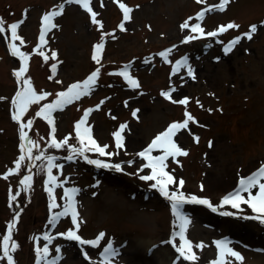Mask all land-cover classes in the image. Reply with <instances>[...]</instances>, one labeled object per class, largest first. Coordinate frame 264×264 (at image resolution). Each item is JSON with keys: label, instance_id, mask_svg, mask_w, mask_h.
Returning a JSON list of instances; mask_svg holds the SVG:
<instances>
[{"label": "rangeland", "instance_id": "rangeland-1", "mask_svg": "<svg viewBox=\"0 0 264 264\" xmlns=\"http://www.w3.org/2000/svg\"><path fill=\"white\" fill-rule=\"evenodd\" d=\"M133 9L131 19L125 22L126 31L118 25L123 13L114 0H91L90 6L98 13L102 27L91 23L90 15L79 5L67 4L65 0H0V18L8 24L23 20L18 35L24 40L21 51L29 54V72L33 87L38 91L51 93L39 105H32L24 120L33 119L29 136L38 147L33 156L43 154L41 160L34 161L29 170L26 160L18 174L0 178V241L6 234L7 224L19 212L13 239L18 245L12 253L16 264H36V247H43V234L48 232L56 237L49 245V258L56 256L57 246L62 259L58 264H102L100 252L109 240L118 249L119 255L112 264H157L158 250L167 253L163 264H211L217 259L216 240L229 239L236 250L251 251L259 255L257 264H264V223L244 216L255 213L241 205V210L225 205L218 207L223 195L233 191L241 176L250 174L264 161V0H231L223 12L209 11L202 21H196V14L205 7L219 3V0H119ZM63 4L61 16L54 18L57 28L47 35L43 51L49 56L48 62L33 50L39 44L41 18L48 11L57 10ZM138 6V7H137ZM25 10H27L25 12ZM201 23L205 31H213L219 25L234 22L240 27L230 29L218 37H203L182 43L191 35L190 28L181 30L180 25ZM256 24L258 32L249 41L242 38L233 50L225 55L223 46L231 39L248 31ZM104 35V48L100 64L92 60L94 45L101 42ZM10 33L0 34V177L9 168L15 167L20 155L18 125L11 119V99L17 91L13 71L18 69L19 60L10 55L7 44ZM223 43H218L217 41ZM172 49L165 62L158 53ZM247 50V51H246ZM55 51V60L51 53ZM150 58L149 63H145ZM187 58L196 79L187 75V69L180 67L173 74L176 61ZM56 64L55 73L51 65ZM130 65L129 74L140 87L132 89L123 77L111 74ZM97 68L100 74L94 90L80 100L66 105L63 110L53 113L55 139L75 136L74 125L85 109H95L88 117L93 138L100 145H108L107 151L118 152L111 158L100 157L90 152L89 159H101L109 163H119L122 171L97 168L83 157L69 161L68 155H59L51 148V129L47 122L35 117V112L46 103L56 99V93L66 90L68 85L85 80ZM51 77V79H50ZM59 80L61 83H56ZM176 88L173 99L189 98L187 111L198 121L190 123L189 130H181L174 140L189 155L178 157L179 164L169 160L168 171L176 178L185 181L186 195L207 198L217 206L212 212L207 206L185 204L182 211L190 218L186 237L193 243L203 244L193 247L198 259L195 262L177 260L178 253L172 244L174 231H178L170 202L151 187L154 182L139 178L150 174V169L140 171L146 161L136 153L148 146L151 140L163 132L170 123L182 122L185 106L165 100L160 93ZM199 101V105L197 104ZM127 102V106H125ZM202 105L203 107H200ZM139 109L137 117L132 111ZM115 117V119H113ZM121 124H127L122 133L125 147L117 149L113 133ZM193 136L199 137L196 143ZM209 141L213 146H208ZM157 150L152 155H160ZM56 156L55 163L62 169H53V175L63 183L55 189L57 203L62 211L65 203L61 199L64 188H76V209L83 221L78 234L83 239H94L98 233H106L100 245L80 246L56 236L73 228L71 217H62L53 228L48 224L49 198L44 190L47 179V156ZM132 161L131 164L128 162ZM249 172V173H248ZM24 175H32V187L23 191L19 180ZM245 175V176H246ZM203 185V191L201 190ZM170 191L175 186H169ZM20 195L10 202V194ZM11 204V206H10ZM233 212L232 216H222L220 212ZM40 237L34 240L33 237ZM150 240L147 246L140 241ZM175 243H179L178 237ZM89 254L86 260L81 248ZM2 255V252H0ZM228 262L230 256L225 258ZM247 261V260H246ZM245 259L239 261L244 264ZM237 263V264H238ZM6 264V260H0ZM245 264H253L252 262Z\"/></svg>", "mask_w": 264, "mask_h": 264}, {"label": "snow or ice", "instance_id": "snow-or-ice-1", "mask_svg": "<svg viewBox=\"0 0 264 264\" xmlns=\"http://www.w3.org/2000/svg\"><path fill=\"white\" fill-rule=\"evenodd\" d=\"M114 2H118L119 8L123 13V20L118 25L121 31H126L125 22L131 19V13L133 9L127 6L123 2H119V0H114ZM231 2V0H219L218 4H215L211 7H205L202 11L196 14L195 20L202 21L205 17V14L209 11L218 10L223 12L225 7ZM67 4H76L83 8L91 18V23L94 25H99L102 27L100 20L97 19L98 13L93 11V8L90 6L91 0H65ZM196 3L203 4L204 0H196ZM103 0H101V7H103ZM138 7V6H137ZM64 5L60 4L57 6V10L48 11L41 18V27L39 33V44L37 48L34 49V52L41 57H43L45 62H48L50 59L49 56L45 55L43 51L44 45L47 44L46 35L54 28H57L58 25L55 24L54 18L61 16L63 13ZM27 10H25L26 12ZM193 19L189 17L188 20H185L184 23L180 25L181 30L189 29L191 31V35L184 38L182 43H188L191 40H197L203 37H218L223 33H226L230 29H238L240 25L229 22L226 25H219L213 31H205V29L201 26V23L197 22L192 25L189 24V20ZM24 23L23 20L18 22H14L7 25L5 28V22L2 18H0V34L5 32L10 33V37L8 38L10 42H8L7 47L11 56L18 58L19 67L18 69L13 71V76L16 79L17 83V91L15 95L11 99V119L18 125V134H19V151L20 155L15 160V167L9 168L6 173L2 175L5 180L8 179L9 176L18 174L24 166V162L27 160L29 162L28 167L29 170L31 167H34V161L41 160L43 154L33 156V149L38 147L36 142L29 136V130L33 127V119H27L25 122L24 117L25 114L29 111L30 106L39 105L42 100H45L51 93L40 91L38 92L32 84V80L27 76L29 72V59L30 56L25 51H21L20 46H18L15 41H19L20 45L24 44V40L18 35L19 27ZM264 25V22H261ZM258 32V26L256 24H252L249 26L248 31L244 32L242 35H238L235 38L231 39L227 44L223 46V51L225 55L230 53L235 46H237L242 38H246L251 41L254 38V35ZM104 35L102 34L100 37L101 42L94 45L92 60L97 64H100L101 53L104 48ZM218 43H223L222 41H217ZM172 49H167L158 53L159 56L164 58L165 62H168L167 57L171 53ZM247 51V50H246ZM56 52L53 51L51 53V59H56ZM150 58L145 60V63H149ZM130 65H125L121 71L115 74L123 77V79L127 82L130 88L137 89L140 87L139 82L133 78L129 74ZM184 67L187 69V75L191 77L193 80L196 79L193 68L188 64L187 58L176 61V64L173 66V74L180 68ZM57 68L56 64L51 65V70L55 73ZM100 74V69L97 68L95 71L91 72V74L82 82H76L71 85H68L66 90L56 93V99L51 103L43 104L38 111L35 112V117H39L47 122L49 125L52 136L50 147L60 149L62 147L67 146L69 155L65 158L69 161L74 160L76 157H83L86 162L90 165H95L97 168L102 169H114L117 172L122 171V166L119 163H109L105 162L101 159H89L86 153H96L100 157H108L111 158L114 155H118V152L107 151L108 145H100L92 135L91 126L87 125V120L89 115L94 110H99L100 105L104 103L101 101L100 104L95 106V109L88 108L85 109L81 118L75 123V140L77 141L78 146L70 145L69 139L70 137L66 136L63 140L57 141L55 139V121L53 118V113L57 110H63L66 105L72 104L74 101L80 100L82 96L89 95L93 90ZM51 79V77H50ZM56 83H61V81L57 80ZM176 91V88H170L168 91H162L160 95L165 99L171 101L173 104H179L185 106L184 111V119L182 122H172L168 125V127L161 133L157 134L151 143L148 144L146 148L142 151L136 153L137 156L142 158V160L146 161L143 164L140 171L143 169H150V174L140 175L139 178L143 181H151L154 182L151 184V187L157 189L161 196L165 197L171 204V212L175 217L176 226L178 227V231H174L172 234V239L167 241V243L172 244L175 251L178 253L177 260L195 262L198 257L193 251V247L202 248L204 245L196 244L193 246V243L186 237V231L190 224V218L182 211V207L185 204H194V205H203L207 206L211 209L212 212L217 211V206H213L207 198L197 197L196 195H186L183 191H180L183 188L185 181L180 178H176L171 171H168L169 160L171 162L179 164L178 157H186L189 155L188 151L183 149L174 137L181 130H189L190 123H198L195 117L187 111V105L189 103V98L184 97L182 99H173L172 93ZM4 97H0V100H4ZM199 105V101H197ZM125 106H127V102H125ZM200 107H203L200 105ZM139 109L132 111V116L137 117V113ZM115 119V117H113ZM127 124H121L119 129L113 133L115 139V146L117 149H123L125 147L124 137L122 133L127 128ZM193 139L196 143H199V137L193 136ZM208 146L211 148L213 146V142L209 141ZM160 150V155H152L154 151ZM47 165L46 171L47 179L44 181V190L49 198V220L48 224L53 228L56 227L57 222L66 216L71 217V222L73 228L65 231L57 233L56 236L62 237L68 241L76 242L80 246H91L93 248L100 245V242L104 239L106 233L100 232L98 235L91 240L83 239L79 234V229L81 223L83 221L79 218V213L76 209L75 203V195L78 193V189L76 188H64L62 200L65 201L62 211H53L54 209L60 208L61 205L57 203L56 196L54 194L55 189L58 187H63L64 182H60L56 175H53V169H62L63 165L55 163L57 160L56 156H47ZM129 164L132 161L128 162ZM33 177L32 175H24L22 179L19 180V184L23 186V191H28L32 187ZM175 186L174 190L170 191L169 186ZM201 190L203 191V185H201ZM20 195V192L17 191L15 195L10 194V202L15 201L16 198ZM225 205L230 206L232 209L241 210V205H247L249 209L255 215L253 216H244V219H253L258 220L261 223H264V163H261L255 171H252L250 174L246 176H241L238 180V183L233 191L228 192L226 195L222 197L220 200L218 207H223ZM11 206V204H10ZM20 213L16 212L12 220L7 224L6 234L3 235L2 241H0V260H6V264H16L14 261V257L12 253H14L18 245L13 239V230L16 228L17 220L19 218ZM222 216H232L233 212L230 211H222L220 212ZM178 237L179 243H175V239ZM56 237L50 235L48 232L43 234L42 239L45 241L43 247H36V264H58V261L62 259L61 249L59 246L56 247L55 252L56 256L54 258H49V245ZM34 240L40 239V237H33ZM215 246L218 250L217 259L212 261L211 264H229V262L225 259L230 256L235 258L237 261H242L243 257L239 252H236L233 248L229 246L231 243L226 239L216 240ZM82 254L86 260L90 259L89 254L86 251H83V247L81 248ZM264 251V250H262ZM119 255L118 249L113 247V243L111 240L108 241L107 245L103 247L102 252H100V257L102 260V264H112V259ZM176 264V261L173 262Z\"/></svg>", "mask_w": 264, "mask_h": 264}, {"label": "bare ground", "instance_id": "bare-ground-1", "mask_svg": "<svg viewBox=\"0 0 264 264\" xmlns=\"http://www.w3.org/2000/svg\"><path fill=\"white\" fill-rule=\"evenodd\" d=\"M260 165V164H259ZM258 165V166H259ZM257 166V167H258ZM256 167V168H257ZM256 168H253L252 170H250V171H254ZM249 173V172H248ZM246 175V174H245ZM244 175V176H245ZM238 182V179H236V181H235V183H237ZM226 240H228L229 241V239H226ZM141 242V244H144V245H146L147 244V246L149 245V243H150V240H147V241H140ZM231 242V241H230ZM229 246L231 247V248H233L236 252H239L240 253V255L245 259V263H249V262H252L253 264H257L259 261H260V259H259V255H256L255 253H254V251L255 250H251V251H243V250H236V248H235V246L233 245V243L231 242L230 244H229ZM158 257H157V260H156V263L157 264H163L165 261H166V259H167V253L164 251V250H158V255H157ZM239 261H237L235 258H233V257H231V259H229V264H237ZM244 263V264H245ZM239 264V263H238Z\"/></svg>", "mask_w": 264, "mask_h": 264}, {"label": "trees", "instance_id": "trees-1", "mask_svg": "<svg viewBox=\"0 0 264 264\" xmlns=\"http://www.w3.org/2000/svg\"><path fill=\"white\" fill-rule=\"evenodd\" d=\"M69 144H70V145H74V146H78L77 141L75 140V136H74V135H73V136H70ZM55 149H56V148H55ZM56 150H57V153H58L59 155H69L68 147H67V146L62 147V148H60V149H56ZM86 155L89 157V156H90V153H86ZM146 182H148V181H145V182L143 183L145 186L150 184V182H149V183H146Z\"/></svg>", "mask_w": 264, "mask_h": 264}]
</instances>
